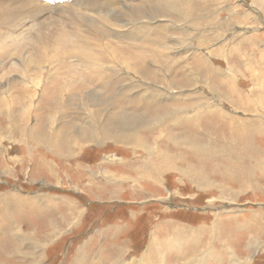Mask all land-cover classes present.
<instances>
[{
    "label": "rangeland",
    "instance_id": "rangeland-1",
    "mask_svg": "<svg viewBox=\"0 0 264 264\" xmlns=\"http://www.w3.org/2000/svg\"><path fill=\"white\" fill-rule=\"evenodd\" d=\"M42 1L46 6L47 1ZM146 1H152L150 6L153 5L154 0ZM204 1L190 0L191 9L195 11L192 19L186 16L180 18L173 10L167 12V15L159 12L153 16V22L157 25H173L172 29L167 31L170 32V42L167 46L171 49L182 46L180 35L185 30L193 35L200 32L197 37H192L189 43L199 54L204 51L206 57L203 59L197 57L196 53L190 54L185 60L178 59L176 66L191 63L202 70L209 63H214L215 68L220 71L209 72L208 79L214 80L219 94L226 87L218 85L220 80L231 81L237 90L245 93L246 102L239 106H232L227 101L218 102L216 99L219 97H213L202 85L193 86L196 83L189 82L188 79L185 81L180 72H164L167 74L166 78L175 80L181 87L171 88L163 83L151 84L150 86L158 90L155 106L166 109L177 103L181 106L190 105L191 112H183L177 124L168 125L166 122V126L158 124L150 131L148 129L141 132L142 145L148 144L141 152H134L130 145L126 146L127 143L114 140L88 143L87 140L80 139L79 143H86L85 147L72 148L67 155L65 151H57L52 146L46 147L44 143L39 145V149L30 151L25 149L24 146L28 148L30 145L27 146L21 135L15 132L16 136L12 137L14 131L11 128L21 119L22 111L18 103L12 102L15 112L5 118L0 114V128H3V132L0 131L1 264H32L31 258L37 257V264H117L108 261L113 256L119 258L118 264H232V257L237 258L241 264H264V0H215L209 5L204 4ZM121 2L120 5L130 8L137 4L144 5V8L150 7L145 4V0ZM204 7H210L211 10ZM9 9L8 6L3 7L0 2V23H3L6 11L7 19L11 16L8 15L11 11ZM207 10L211 14L206 12ZM40 11L41 8L38 12ZM189 23L196 25L200 30ZM37 29L38 24L32 32L25 30V39L18 41L14 28L8 22L7 25L0 24V58L3 59L0 64V87L7 89L10 83L18 86V72L23 66L24 57L29 56L37 46L35 40L29 38ZM154 29L156 28H151V31ZM67 30L68 38L74 43L73 38L76 37L68 28ZM111 33L108 35L110 41L120 46L123 44V47L126 43L129 45L130 42H141L145 32L134 41L131 38H119ZM6 35L10 37L7 38ZM9 45H12L10 51L5 48ZM196 45L203 50H199ZM187 48L188 46H185L174 53L165 47L166 56L170 53L180 55ZM66 60L75 68L72 70L86 81L93 77L91 71L79 65L77 56H69ZM11 63L17 64L19 69L18 72L7 75L4 72ZM148 64L152 67L156 65L153 60ZM164 64L163 60H159L160 68H163ZM192 65L188 71L192 69ZM61 71V78L72 74L63 69ZM106 71L112 74L110 69ZM120 73L127 75L128 71L121 69ZM205 74L203 72L201 76L206 77ZM55 75L59 78L58 74ZM198 75L200 76L199 72ZM23 80L24 83L21 81L25 84L27 81ZM21 81L19 84L25 90ZM111 81L112 78L109 79V82ZM94 83L96 84L93 81L92 85ZM183 83L186 86H183ZM201 83L203 84L202 80ZM47 86H51L48 80L45 81L44 88L47 89ZM141 89L129 91L130 93L126 94V97H129L127 101L135 104L139 96L144 100V95L140 94ZM26 91L33 94L35 90ZM16 92L20 93L16 90L14 95ZM164 94L179 97L164 103L161 102L165 99ZM190 96L208 97L209 102L199 110L192 105L198 99L188 100ZM246 97H249L248 101ZM120 106L126 108L124 105ZM219 107L225 110L223 116ZM43 108V102L33 108L29 117L30 123H33V118L42 116ZM150 109L153 107L149 106ZM183 110L187 109L181 107L178 113ZM210 110H214L219 122L223 123L218 125L212 122L208 125L209 119H206V115ZM75 111L76 109H70L67 119L77 121V118L82 117L84 120V115ZM153 111L141 114H158ZM173 111L174 108H171L168 115ZM186 114L193 115L196 119L187 120ZM201 119L203 123L200 122ZM231 119L236 120L233 125L237 128L245 125L248 132L246 143L259 148L260 155L249 154L247 157V151L240 145L241 136L237 132L233 139L236 143L235 145L233 141V153L215 155L214 160L210 157L211 164H201L193 157L199 150L193 144L184 142V139L195 143L196 138L205 143V134L201 133L204 126L207 128V134L213 135V132H216L215 138L218 137V140H221L224 134L226 140L230 141L231 135H228L225 125ZM192 123H196V127H193ZM110 124L111 122L108 127ZM201 124L203 126L198 127ZM214 129L218 131H213ZM194 133L199 137L194 136ZM156 137L160 138L155 142ZM223 143L217 141L213 146L221 147ZM223 146L226 148L227 145ZM146 151H149V156ZM171 151L185 157V162L170 163L162 169L151 171L142 168L154 161L151 156H165L167 153L172 154ZM257 155L258 158L252 157ZM235 156L241 157L240 166L229 168V162ZM107 159L109 161H106ZM195 171L200 175L194 173ZM88 179L97 183L88 184ZM14 195L19 196L15 198ZM65 199L76 204L81 211L82 214H75L78 219L75 220V215L68 216L69 207L62 201ZM51 200L55 202L52 203ZM11 223L22 226V229H10ZM27 227L35 233L36 241L47 240L36 255L31 244L32 235L28 234L23 238L19 236L23 230L27 232ZM52 227L56 228L57 233L51 232ZM14 230L17 232L15 235L9 233ZM19 231L21 232L18 234Z\"/></svg>",
    "mask_w": 264,
    "mask_h": 264
},
{
    "label": "bare ground",
    "instance_id": "bare-ground-1",
    "mask_svg": "<svg viewBox=\"0 0 264 264\" xmlns=\"http://www.w3.org/2000/svg\"><path fill=\"white\" fill-rule=\"evenodd\" d=\"M39 1L40 0H0L3 7L8 6L10 8L9 10L11 11L8 15L12 16H8L7 19V11L5 10L6 12L4 14L3 23L0 24L7 25L8 22L9 25L14 28L15 38L18 41L25 39V30L28 29L32 32L36 27V24H38L36 33L29 36L30 39L35 40L37 46L31 51L30 55L28 54L29 56L24 57L22 68L19 69L17 64L11 63V65L8 66L4 72L9 75L11 72H18L17 70L19 69V81L22 80L23 83V79L27 81L25 84L21 81L25 90L21 87L22 85L19 84V81L17 83L18 86L10 83L7 89L3 86L0 87V93L2 95L0 96V114H3L4 118L6 116L10 117V115L15 112V106L12 102L18 103L22 109L21 119L16 121L12 128L8 127L14 131L12 133V137L16 136V132L22 136L24 141H26L27 146L28 144L30 145L28 148L24 146L25 149L30 151L31 149L36 150L40 148L39 145L42 146L44 143L46 147L52 146L53 149L57 151L60 150L61 152L65 151L66 154L71 152L72 148L80 149L85 147L84 145L86 143H79L81 139L82 141L87 140L88 143L99 142L101 140H114L119 143H127L126 146L130 145V149L134 152H141V150L148 147V144L142 145L141 143L143 140L141 132L148 129V131H150L151 128H156L158 124H165L164 126H166L167 123H169L168 125L177 124L178 118L183 112H191L189 109L190 105L181 106L180 103L168 107L165 105L167 107L166 109L158 107V105L155 106L156 99L158 98V90L153 86H150L151 84L163 83L171 88L181 87L176 84L178 82H174L175 80L173 81L171 78H166L167 74L164 72H172V74L180 72V74L184 76L185 81L188 79L189 82L196 83L193 86L198 84L202 85L208 89L213 97H219V99H216L218 102L223 103V101H227L230 102L232 106H239L246 102L244 98L245 93L242 94L239 90H237L236 85L231 81L224 79L220 80L218 85L226 87H224L221 90V94H219L214 80L208 79L210 77L209 72L214 73L215 71H220L215 68L214 63H209L202 70H199L191 63L176 66L175 62L178 63V59L185 60L190 54L196 53L197 57L200 56L203 59L206 57L204 51L199 54L198 50L193 49V47H191L192 44L189 43V40L192 37H197L200 32L195 35L189 31V33L185 32L186 30L184 33L181 32L182 35H180V45L182 46L179 48L172 47L171 49L167 46L170 42V32L167 31L172 29L173 25H157L153 22V16H156L159 12L167 15V12L174 10L180 15V18L185 16L187 18H191L192 16L193 18V12L195 13V11H192L191 9L192 5L190 4V0H158V3L154 0L152 6H150L152 1L149 2L145 0V4L150 6L148 8H144V5L142 6L140 4L132 6L131 8L128 6H122L120 5L122 0H46V6L43 4L42 0L40 3ZM40 8L41 11L38 12ZM189 24L199 29L196 25L191 23ZM67 28L70 33L76 37L73 38L76 43H73V41H70L71 39L68 38L69 34L67 32ZM151 28L156 29L151 31ZM161 30H163V32ZM87 32L89 34H87ZM142 32L145 33L141 42H139V40L134 41L140 37ZM110 33L119 38H131L134 42H130L129 45L126 43V46L122 47L123 44L120 46L117 43L114 44L110 41L111 38L109 39L108 37ZM6 36L7 38L10 37L9 35ZM186 41L188 42L184 44ZM10 43L13 45V42L10 41ZM12 45H9L8 47L6 46L5 48H8V51H10L12 50ZM185 46H188V48L184 51V53L180 55L170 53L169 55L167 54L168 57L166 56V49L173 50L174 53H176V50ZM197 48L201 51L203 50L199 46ZM73 55L78 57L80 66L83 65L82 67L84 69L92 72L93 77L91 79L86 81L80 74H77L75 70H72L73 67L71 64H68L69 60L67 61L66 59L67 57L69 58V56L72 58ZM152 60L156 63L154 67H152L151 64H148V62H151ZM159 60H163L165 62L163 68L159 67ZM81 62H83V64H81ZM2 63L3 59L0 58V64ZM146 64L150 65L148 66L150 68H148ZM190 65H192V69L188 71V69H190ZM174 67H176V69H174ZM61 69L72 74L61 78ZM106 69H110L112 74H109ZM121 69H126L128 74L123 75V73L121 75ZM198 72L200 76L198 75ZM203 72L206 73V77L204 75L201 76ZM55 74H58L59 78H57ZM110 78H112L113 81L109 82ZM46 80L49 81V86L51 84L50 88L47 86L49 89L44 88ZM181 80H183V78H181ZM201 80L203 81V84L201 83ZM93 81H95L96 84L94 83V85H92ZM89 85L92 86L89 87ZM183 86H186L185 83H183ZM139 88H142L140 94L144 95V100L141 96H139V103L138 99L135 104L127 101L129 97H126V94H129L131 91ZM16 90L20 91V93L16 92L14 95ZM26 90L35 91L33 94H29V91ZM163 96L165 99L161 100V102L164 103L166 101L178 99L179 97L167 96L166 94ZM188 98H186V100ZM193 99H198L193 102L192 105L196 106L199 110H202L203 105L208 104L209 102V98L204 96L194 98L190 96L188 100ZM248 100L249 97L247 98V101ZM42 102L45 107L43 108L41 114L42 116H39L38 119L33 118V123H30L29 117L33 108H36ZM214 104L217 105L216 102H214ZM120 105H124L126 108H123ZM149 106H152L153 109L149 110ZM140 107L143 108L141 109ZM181 107L187 110H183L181 113H178L179 108ZM171 108H174V111L168 115ZM70 109H76L77 113H80L82 116L84 115V120L81 119L82 117L79 119L77 118V121L67 119ZM151 110L158 112V114H141L142 112L148 113ZM219 111L223 116L225 110L219 107ZM192 113L194 114L195 112ZM188 115L190 114H186L185 116L187 120L194 121L196 119L193 115H190L189 117ZM171 117L173 120H171ZM0 119L2 118L0 117ZM206 119H209L208 125L212 122H216L218 125L223 123L221 121L219 122L218 115L214 110H210V112L206 115ZM221 120L223 119L221 118ZM234 121L236 120L231 119L229 123L226 125L224 124L228 135H231L230 141L226 140V135L224 134L221 137L222 139L218 140V137L215 138L216 132H213V135H209L206 133L207 128H205L203 124L198 126L200 128L203 126L201 133L203 132L205 134V143H202L195 137V143H191L184 139V142L189 143V145L193 144V146L199 150V152L194 153V156H192L198 159L201 164H211L210 157L212 158L211 160H214L215 155L221 156L222 154L233 153V139L237 132L241 136L240 145H243L246 149L247 152H245V154L247 157L250 156L249 154L259 153V148L246 143L248 132L245 125H242L241 127L243 128L240 127L241 129L237 128L236 125H233ZM110 122L111 124L109 127L111 129L109 130H114L113 132L108 130V124ZM200 122H202V119ZM192 125L193 127H196V123H192ZM14 126L16 127L14 128ZM221 126L223 127L222 124ZM0 131L3 132V128H0ZM213 131L218 130L214 129ZM189 132L192 133L193 131ZM161 135L162 132L160 133V137ZM194 136L197 135L194 133ZM42 138H46V140H43ZM157 138L158 137L154 139L155 142L159 139ZM217 141L224 142L223 145L226 144V148L223 145L221 147L213 146ZM234 144L236 145L235 141ZM171 152L172 154L167 153L165 156H161L159 154L151 156V159L154 158V161L150 160L151 162L144 165V167H142L143 165L141 167L144 170L148 169L151 171L152 169L156 170L157 168L162 169L164 165L168 166L170 163L176 164L179 161L185 162V157L178 155L174 151ZM146 153L148 156L150 155L149 151H146ZM259 155L252 157L258 158ZM239 158L241 157L235 156L234 159L229 162V168L232 166L239 167ZM106 161H109V159ZM129 162L131 163V161ZM132 162L134 163V161ZM105 164H107V162ZM153 164L154 168H152ZM137 170L139 172L141 171L139 168ZM194 173L200 175L197 171ZM94 183L97 182H93V180L88 179V184L93 185ZM17 196H15V198H17ZM62 201L67 205V207H69L68 216H73L77 213L82 214L79 208L76 207V204L74 205L66 199ZM51 202L54 203L55 201L51 200ZM76 219H78L77 216L75 220ZM21 227L22 226L15 223L10 224V229L13 228L16 230V228ZM15 230L10 231L9 233L15 235V233H17ZM50 230L54 234L57 233L55 227H52ZM26 231L27 232L23 230L19 236L20 238H23L28 236V234L32 235L31 244L33 245V253L36 255L39 253L44 244L47 243V240L36 241L35 233L31 230V228L27 227ZM20 232L21 231H19L18 234ZM45 238L48 239L49 237ZM42 257L43 256H39V258ZM111 258L115 260H111ZM111 258L108 259L109 262L112 261L113 263H119V258L117 259L114 256ZM31 259L32 264H37L36 262H38V257ZM232 264H241V262L237 258L232 257Z\"/></svg>",
    "mask_w": 264,
    "mask_h": 264
},
{
    "label": "crops",
    "instance_id": "crops-1",
    "mask_svg": "<svg viewBox=\"0 0 264 264\" xmlns=\"http://www.w3.org/2000/svg\"><path fill=\"white\" fill-rule=\"evenodd\" d=\"M205 2H206V3H205ZM214 2H215V0H213L212 2H211V1H208V0H205L203 3L209 5V4H211V3L213 4ZM207 8H208V7H204V9H207ZM209 9L211 10L210 7H209ZM213 10H214V8H213ZM206 12H209V13L211 14V12H210L209 10H207Z\"/></svg>",
    "mask_w": 264,
    "mask_h": 264
}]
</instances>
